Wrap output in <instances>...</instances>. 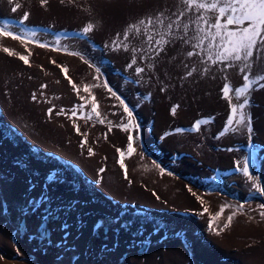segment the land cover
I'll use <instances>...</instances> for the list:
<instances>
[{"label":"rangeland","instance_id":"rangeland-1","mask_svg":"<svg viewBox=\"0 0 264 264\" xmlns=\"http://www.w3.org/2000/svg\"><path fill=\"white\" fill-rule=\"evenodd\" d=\"M201 12L181 0H0V25L21 37L0 36V264H264V80L227 130L222 92L264 74V47L245 72L214 63L208 39L195 46ZM24 13L28 34L8 23ZM160 13L163 25L124 39ZM249 153L252 179L237 165Z\"/></svg>","mask_w":264,"mask_h":264},{"label":"snow or ice","instance_id":"snow-or-ice-1","mask_svg":"<svg viewBox=\"0 0 264 264\" xmlns=\"http://www.w3.org/2000/svg\"><path fill=\"white\" fill-rule=\"evenodd\" d=\"M46 2L47 0H41L42 5ZM181 3L186 6V10H202L201 14L196 18L195 22L197 24L203 22V24L207 26L208 30H206L205 27L198 28V33H202L203 35H199L197 39V45L195 46L203 44V41L205 39H208L209 60H213L214 56V63L217 61H243L244 67L240 68L241 72H245V69L252 68L250 58L253 57V49L257 48L258 46L264 47V0H181ZM19 7L20 5L17 4L15 7L12 8V11L15 12ZM206 12H211L214 15L208 17L203 14ZM184 14V11L180 12V15ZM28 15V13H24L23 18L20 20L21 24L24 22V20L28 19ZM162 17L163 13H160L154 17L140 19L139 21L133 24H129L123 32L124 39H127L129 33L132 31H135L137 34H139L143 30L147 34L151 26L155 24L163 25L164 19H162ZM166 27L167 29H171L172 24H168ZM187 27L188 25L185 24L184 28L187 29ZM92 29L93 25L89 23L81 31L83 33H88L92 31ZM213 29L214 31H211ZM32 35H35V33H32ZM119 35L120 34H117L118 37ZM0 36L10 37L12 39H21V37L15 35L12 31L8 30L7 22L0 25ZM148 40L149 42H151L152 37L149 36ZM213 41H215L216 43H212ZM156 43H166V41L163 39V35H161V39L156 41ZM185 43H188V41L185 40ZM111 44L115 48H119L121 46H124L125 48L127 47V45L123 44V41L118 39H114ZM213 49L214 52L212 51ZM3 51L8 55H13L12 50H10L8 47H3ZM72 54L78 55V53ZM192 55V52H188V56ZM19 59H21L25 64L28 63V59L25 56L21 55L19 56ZM133 63H135V60H133ZM129 67H131V64L129 65ZM207 70L208 69H205V71ZM62 71L66 72V69H62ZM136 71L139 73L143 71V69L137 68ZM193 71H195V69H193ZM188 75H191V72H189ZM259 80H264V74H256L253 77L246 73L243 76V84L241 86L233 88L229 83L224 84L222 92L224 93V98L229 100V107L231 108V113L228 116V119L225 124V130L230 128L233 123H235L236 125H240L244 122V120L246 119V114L242 110L249 103V100L247 98L249 89L252 87L253 84L257 83V81ZM41 87L45 86L42 85ZM89 87L90 86L86 85L84 86L83 90L87 92L89 91ZM73 88L74 90H77L79 92V89H77L74 84ZM229 93H232L237 100H239L241 97H244L243 103H240L238 105L232 104ZM113 95H115V93H113ZM33 98L35 99V96ZM81 99H84V97H81ZM92 99L94 100V97ZM121 104H123V101H121ZM124 111L128 113L129 117H131L132 113L128 110L127 107L124 108ZM49 112H51V109H49ZM61 112H63V110H61ZM92 112L96 113V115L99 116V113L97 112V106L95 104H93ZM174 112L175 109H173V113ZM72 115H76L75 109L72 110ZM89 118H91L90 115ZM200 123L202 122L197 121L193 125V127L198 128ZM247 126L248 131L251 132L252 129L250 118H248ZM77 131L79 132V129H77ZM223 134L224 133L221 132V135ZM131 139L132 138L129 137V153L134 151L131 145ZM117 151H119V149ZM89 152L91 154V149H89ZM121 155L123 156V153H121ZM250 158L251 153L246 155L242 160L237 161V165L238 169L242 168L243 174L246 177L252 179L249 173ZM121 167H124L122 162ZM253 187L255 188L257 187V185L253 184ZM189 191L191 192L192 190L189 189ZM193 195H195V193H193ZM197 199L199 200L200 198L197 197ZM201 203L203 202L201 201ZM224 207L225 206H221L220 210L216 212L214 216L210 217L209 228H213L215 220L223 214ZM204 211L207 212L208 210L204 209ZM233 215H235V213H233ZM233 215L228 216V223H226L224 227H228V225L231 223ZM261 216L264 217V212L261 213Z\"/></svg>","mask_w":264,"mask_h":264},{"label":"bare ground","instance_id":"bare-ground-1","mask_svg":"<svg viewBox=\"0 0 264 264\" xmlns=\"http://www.w3.org/2000/svg\"><path fill=\"white\" fill-rule=\"evenodd\" d=\"M6 18V17H5ZM15 19V18H14ZM8 23L11 24V26L13 27V30H16V31H19V32H24V33H29L27 30V28L24 26L25 24H21L20 21H13L12 19H9L8 20ZM128 213V212H127ZM127 217H133V218H139V217H142L141 215H130L129 213L128 214H124V219L127 218ZM136 220V222H142L143 219L142 218H139V219H134Z\"/></svg>","mask_w":264,"mask_h":264},{"label":"water","instance_id":"water-1","mask_svg":"<svg viewBox=\"0 0 264 264\" xmlns=\"http://www.w3.org/2000/svg\"><path fill=\"white\" fill-rule=\"evenodd\" d=\"M13 130H14L15 134H18V136L22 139L23 142L26 141V139L24 138V136H22L21 133H19V131H17L15 128ZM144 247H145V245L143 244L142 245V248H144Z\"/></svg>","mask_w":264,"mask_h":264},{"label":"crops","instance_id":"crops-1","mask_svg":"<svg viewBox=\"0 0 264 264\" xmlns=\"http://www.w3.org/2000/svg\"><path fill=\"white\" fill-rule=\"evenodd\" d=\"M95 228V227H94Z\"/></svg>","mask_w":264,"mask_h":264}]
</instances>
